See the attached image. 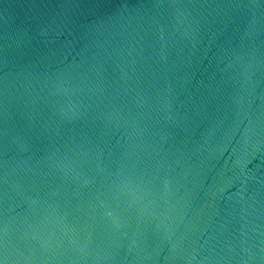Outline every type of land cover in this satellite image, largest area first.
Here are the masks:
<instances>
[{"label":"water","instance_id":"obj_1","mask_svg":"<svg viewBox=\"0 0 264 264\" xmlns=\"http://www.w3.org/2000/svg\"><path fill=\"white\" fill-rule=\"evenodd\" d=\"M0 264H264V0H0Z\"/></svg>","mask_w":264,"mask_h":264}]
</instances>
